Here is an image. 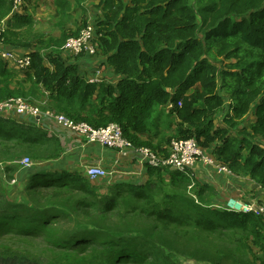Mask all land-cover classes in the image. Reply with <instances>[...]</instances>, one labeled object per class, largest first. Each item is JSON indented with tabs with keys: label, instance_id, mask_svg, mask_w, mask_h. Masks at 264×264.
I'll return each mask as SVG.
<instances>
[{
	"label": "trees",
	"instance_id": "trees-1",
	"mask_svg": "<svg viewBox=\"0 0 264 264\" xmlns=\"http://www.w3.org/2000/svg\"><path fill=\"white\" fill-rule=\"evenodd\" d=\"M99 2L96 45L122 75L118 86L89 83L62 58L80 27L50 40L54 54L40 40L24 73L0 59V101H42L96 129L118 124L135 147L159 154L143 138L171 104L180 120L174 139L217 142L216 160L264 189V0ZM12 9L0 0L6 32L34 25L11 18ZM62 152L34 120L0 114V165L29 171L20 200L0 181V243L21 241L0 247V264H264V217L219 205L215 187L170 168L146 166L147 182L107 189L83 174L36 168ZM24 157L33 166L22 167Z\"/></svg>",
	"mask_w": 264,
	"mask_h": 264
},
{
	"label": "crops",
	"instance_id": "crops-1",
	"mask_svg": "<svg viewBox=\"0 0 264 264\" xmlns=\"http://www.w3.org/2000/svg\"><path fill=\"white\" fill-rule=\"evenodd\" d=\"M24 5L22 11L18 14H10V17L15 16L24 18V21H32L35 25V16L30 11L29 6L35 5L40 7L45 5L50 7V11L47 14L48 21L54 22L56 28L61 25V15L67 12L66 6L68 0H24ZM70 2V1H69ZM67 8L71 9V5H68ZM68 13V12H67ZM97 16V15H96ZM95 16V17H96ZM3 27L8 26V19L4 20ZM86 21V20H85ZM95 21V18H94ZM71 24V22H70ZM93 24L90 21H87V24ZM84 26L83 28H85ZM30 27L28 24H23L21 28L17 27V22L11 25L10 32L11 34H20L23 32V28L27 30ZM80 27H78L79 29ZM82 28V29H83ZM17 33V34H16ZM61 36V35H60ZM56 37L59 39V37ZM50 39H54L51 37ZM56 39V40H57ZM20 36L15 38V41L12 43L8 42V49H15L19 54H30L33 52L34 44H24L19 43ZM21 42H28L23 40ZM28 46L29 48H26ZM52 50H56L53 48ZM62 50V49H61ZM62 58L71 65H76L80 75L85 77L89 82L90 79L98 76L101 82L110 84L114 87H117L122 75L115 71L108 63L107 58L100 54L99 50L96 55L83 54L80 56L68 55L63 52ZM47 65H49L47 63ZM11 70L24 73V71L17 70L14 66L8 65ZM39 101L37 104L41 107H44ZM164 113L170 115V119H173L172 116L176 119L171 120L168 124L169 127L167 131L159 128L154 131H150L148 136H145L143 139L149 141L152 145L151 147L155 148L160 152V155L169 153L171 141L177 137V131L180 126V120L174 112H172V105H168L164 108ZM224 111L218 113V119L216 123L219 125L222 120ZM172 114V115H171ZM158 119L160 116L157 117ZM28 121H31L29 118H23ZM35 125L39 128H42L48 133L49 137H55L61 141L63 152L60 158L51 163H45L43 165H37V169H40L42 166L51 165L53 171H67L70 173H79L87 177L86 169L91 166H101L105 168L110 175L107 178H99L90 181L99 187H104L107 189L108 186L115 183H134V184H143L148 181L149 176L147 174V167L139 162L133 152L129 149L123 150H114L103 147L99 144H86L79 136L74 134L72 131H69L54 121L50 119H42L40 121L35 120ZM218 146V143H213L207 148L202 147L206 152H208L216 160L214 156L215 148ZM217 161V160H216ZM219 163V162H217ZM220 164V163H219ZM29 174V171H28ZM28 174H19L18 178L21 182L19 185L24 183ZM191 175L200 183L210 185L216 188L218 191L217 203L219 205L229 207V203L232 200L241 201L244 204L252 203L254 200L259 201L261 204H264V189L253 181L249 177H243L235 175L226 174L219 170L217 165H207L205 163L199 162L193 168ZM103 190L106 191L107 190Z\"/></svg>",
	"mask_w": 264,
	"mask_h": 264
},
{
	"label": "built area",
	"instance_id": "built-area-1",
	"mask_svg": "<svg viewBox=\"0 0 264 264\" xmlns=\"http://www.w3.org/2000/svg\"><path fill=\"white\" fill-rule=\"evenodd\" d=\"M12 2V13L18 14L22 11L24 0H10ZM4 27L0 28V59L8 65L14 66L17 70L27 71L31 67L30 54H19L15 49L7 47L3 37ZM62 50L68 55L80 56L83 54L96 55V28L88 24L82 29L78 37H71L67 40ZM90 83L101 82L98 76L89 80ZM180 105V104H179ZM38 104L30 102L22 97L10 98L0 101V114L14 115L21 118L40 121L50 119L61 127L72 131L79 136L86 144H99L103 147L123 150L129 149L135 158L145 166L153 168H170L179 172L189 174L199 162L207 165H217L220 171L232 175L233 172L228 166L217 163L212 155L206 152L196 139H173L170 143L167 156L160 155L150 148L135 147L130 141L124 138L123 130L118 124H110L107 127L96 129L87 123H78L64 114L50 110H43ZM24 168L33 166V161L26 157L18 162ZM87 177L91 180L107 178L110 173L101 166H91L86 169ZM231 210L238 212H255L264 217V204L254 200L252 203L244 204L241 201L232 200L229 203Z\"/></svg>",
	"mask_w": 264,
	"mask_h": 264
},
{
	"label": "rangeland",
	"instance_id": "rangeland-1",
	"mask_svg": "<svg viewBox=\"0 0 264 264\" xmlns=\"http://www.w3.org/2000/svg\"><path fill=\"white\" fill-rule=\"evenodd\" d=\"M99 1L100 0H68L66 6H64L68 13L65 12L61 15V21H60L61 25H59L57 28L54 25V22L48 21L47 14L50 11V7H47L44 4L41 5L40 7H36L35 5H31V6H29V9L34 14V16L36 18L35 25L28 27L27 30H25L23 28V32H21L20 34L16 33L17 34L16 36H15V34H11V32H6V27L4 26L3 35L5 34V37L8 38L10 43L15 41V38L18 36H20L21 41H23V40L28 41V42H21L18 40V42L24 43L27 45L34 44L35 42L38 43L40 40H43L45 42V45H44L45 53L46 52L47 53L53 52L51 54H54V50L50 49V47H51V45L49 44V42L51 40L50 38L53 37L54 39H57L56 37L61 35L59 37V39H60L64 34H71V33L76 32L78 30V27L83 28V24H84L85 20L93 23L94 18L97 15L96 6L100 5ZM188 1H189L190 5H195V6L197 5L196 0H188ZM68 5H71V9L67 8ZM4 22H1L0 28ZM70 22H71V24H70ZM37 43H35V45H37ZM4 63H6V62H4ZM159 110H161V108H159ZM168 116L170 117V115H167L166 113L162 112L160 114L159 119L157 117H154L151 120V122L154 124L151 131L157 130L159 128L164 129L163 131H167V129L169 127L168 123L171 120L176 119L173 116H172L173 119H170ZM24 158H26V157H24ZM24 158H22V159H24ZM10 165H12V164H10ZM5 167H6V165H3V164L0 165V181L2 182V184H4L5 182L7 183V184L5 183L6 189L8 190V194L11 198H13L15 200H20L22 198V195H21L22 189L18 186L20 184L19 180H18V173H14V174L8 173L5 170ZM12 185H14V186L12 188H10ZM18 243H21V241L15 240L12 238L6 239L4 241H1L0 247L14 248L17 246Z\"/></svg>",
	"mask_w": 264,
	"mask_h": 264
},
{
	"label": "bare ground",
	"instance_id": "bare-ground-1",
	"mask_svg": "<svg viewBox=\"0 0 264 264\" xmlns=\"http://www.w3.org/2000/svg\"><path fill=\"white\" fill-rule=\"evenodd\" d=\"M164 156V155H163ZM192 176V175H191ZM193 177V176H192Z\"/></svg>",
	"mask_w": 264,
	"mask_h": 264
}]
</instances>
